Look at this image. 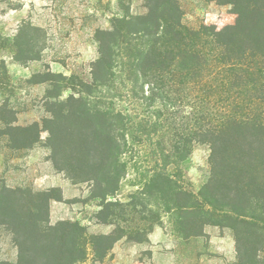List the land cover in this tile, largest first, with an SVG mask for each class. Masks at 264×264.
I'll return each mask as SVG.
<instances>
[{
    "label": "rangeland",
    "instance_id": "rangeland-1",
    "mask_svg": "<svg viewBox=\"0 0 264 264\" xmlns=\"http://www.w3.org/2000/svg\"><path fill=\"white\" fill-rule=\"evenodd\" d=\"M178 1L191 28L234 25L241 6ZM147 6L0 0V188L48 193L50 225L84 229L87 255L77 264H264L253 225L264 220V202L238 196L241 182L230 183L228 172L212 183L211 150L192 141L197 103L176 93L151 101L143 79L137 88L128 80L127 51L107 35ZM102 42L110 59L103 68ZM85 109L107 112L112 129L81 117ZM181 136L188 143L177 153ZM19 258L14 235L0 226V264Z\"/></svg>",
    "mask_w": 264,
    "mask_h": 264
},
{
    "label": "trees",
    "instance_id": "trees-1",
    "mask_svg": "<svg viewBox=\"0 0 264 264\" xmlns=\"http://www.w3.org/2000/svg\"><path fill=\"white\" fill-rule=\"evenodd\" d=\"M220 1L241 5L236 23L221 30L184 25L178 0H146L145 15L119 19L107 35L127 51L128 80L137 88L143 79L151 101L176 93L179 100L190 97L197 103L191 140L211 150L212 183L228 172L230 183L241 182L238 196L264 202V0ZM108 48L101 43L97 66L110 63ZM96 80L103 84V79ZM81 115L98 118L102 130L112 129L107 112L94 115L85 109ZM39 140L37 132L32 143ZM186 142L181 136L175 151L180 152ZM16 199L24 204L14 207L11 203ZM50 200L48 193L0 188V226L14 235L19 264H77L86 259L84 229L70 222L51 226ZM240 224L251 225L248 220ZM253 225L264 242V220L259 218Z\"/></svg>",
    "mask_w": 264,
    "mask_h": 264
},
{
    "label": "crops",
    "instance_id": "crops-1",
    "mask_svg": "<svg viewBox=\"0 0 264 264\" xmlns=\"http://www.w3.org/2000/svg\"><path fill=\"white\" fill-rule=\"evenodd\" d=\"M84 264H90V262H89V263L86 262V263H84Z\"/></svg>",
    "mask_w": 264,
    "mask_h": 264
}]
</instances>
